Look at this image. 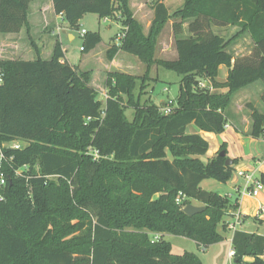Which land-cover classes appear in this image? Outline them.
Segmentation results:
<instances>
[{"label":"trees","instance_id":"16d2710c","mask_svg":"<svg viewBox=\"0 0 264 264\" xmlns=\"http://www.w3.org/2000/svg\"><path fill=\"white\" fill-rule=\"evenodd\" d=\"M32 1L0 0V34L30 31ZM52 1L75 31L87 14L120 21L126 36L108 51L109 59L122 51L147 71L143 78L109 73L102 104L91 73L62 62L60 44L48 61L0 60V264H203L194 253L174 255L164 236L187 238L203 250L223 242L226 218L239 204L201 184H228L239 161L226 166L228 156L219 155H228L225 144L202 161L209 143L188 128L222 135L234 95L258 82L264 88V0H185L173 14L152 0L147 35L130 9L133 0ZM171 20L178 59L157 60L159 37ZM227 27L239 28L229 40L213 31ZM246 34L254 49L236 58L230 48ZM101 42L87 33L83 52ZM155 65L183 77L170 114L135 95L137 80L142 90ZM221 66L229 68L224 83L217 81ZM128 109L135 111L133 121ZM250 110L248 136L261 139L264 112ZM16 142L25 147L5 146ZM260 180L264 185V174ZM180 194L185 200L179 205ZM193 200L206 209L188 216L184 209ZM232 247L235 264H264V235L236 231Z\"/></svg>","mask_w":264,"mask_h":264},{"label":"crops","instance_id":"0c3cea01","mask_svg":"<svg viewBox=\"0 0 264 264\" xmlns=\"http://www.w3.org/2000/svg\"><path fill=\"white\" fill-rule=\"evenodd\" d=\"M161 1L166 5V7L169 10L172 4L171 3L172 0H161ZM151 2L152 0H133L130 2V9L134 15V18L142 25L144 33L146 35L148 34L150 27L152 25L153 19H154V11L150 7ZM178 2H179V6L177 10L183 7L185 0H178ZM141 13L147 20L146 26L143 25L142 21L138 18V16ZM104 20H113V19H104ZM28 22H29V27H30L29 32L27 28L24 27L22 28L20 33L0 34V60L35 61L38 58L43 59L44 52L47 50L49 46V42H48L49 38H51L53 39L52 49L47 52V54L51 57V59L54 55L56 45L60 44L64 52V55H65V59L62 62H68L72 67H78L82 72H88L81 65L79 66L72 65L67 59L66 48L63 45L61 35H65L68 38V40L72 42L76 40L77 32L71 29V27L65 21L64 16L62 14L58 15L55 12L52 0L32 1L29 7ZM175 22L176 20H171L164 28L158 40L157 50H158L159 45H161L162 36L165 33L166 28L169 29L168 32L170 33L176 45V40L174 36V31H173V24ZM189 23L190 21L184 24V27H185L184 36L185 37L189 36V33H188ZM233 28H238V27H233ZM238 31H239V28H238ZM245 36L250 37L248 34H246L243 37L239 38L237 41L241 40ZM27 37H30V40H31L30 43L27 42ZM115 38L116 37L111 38L110 42L107 44V46L104 48V51H103V54L105 55L107 60L113 65V69L106 71L105 74H107L108 76L109 73L118 72V73H125V74L130 75L131 73L123 71L124 69H121L120 67H118V59L123 54H125L124 52L122 51L118 52L113 60H110L108 57V51L112 49L115 45L114 43ZM99 45L96 47V49L99 47ZM96 49H94L93 51H95ZM238 53L239 52L236 53L237 54L236 58H238ZM176 55H177L176 59H174L173 61H176L178 59L177 50H176ZM244 56H247V54H242V56H239V57H244ZM164 61H167V60H164ZM153 68L151 69V71H153ZM228 75H229V68H227L226 66H221L217 81L223 82V83L226 82ZM99 78L98 77L93 78V73H92L90 85L96 91L97 89L103 90V88H107L106 87L107 78H104V79L102 78V81H103L102 83L104 84L103 85L104 87L100 86L101 84H98ZM263 90H264L263 85L260 82H258L248 88H245L239 91L238 93L234 95V98L238 97L237 103L239 104L236 105V109L234 111L230 109L228 110L227 112L228 125L226 127L225 132L222 135H215L213 133H206V132L199 131L194 125H191L188 128L189 133L199 134L209 143L210 148H209L208 153L204 157H200V159L204 162H207L208 160L215 157L218 154V152L221 150L222 145L224 144L227 146L228 152L232 144H235L238 146V149L234 152V154L229 157L233 161L234 160L239 161V163L235 165V172H234L233 178L230 183L231 186L228 185L231 190V193H227L222 196H228L231 200L237 201L239 204V208L237 212L230 213V215L240 214L245 219L244 223H242V225L238 227L237 231H245V232L257 233V234H259L260 227H257L255 229L256 232H253V231H248L246 228H244V226L249 224L250 221H253L252 219H259L257 214L259 212V209L262 206H264V192L261 194L259 198H252L250 196H241L240 193L237 192V188H239L241 185H237V182H241L242 185L244 183V180L238 175L239 172H250V174H254L256 178H259L257 177L259 173L261 175L264 174V172H262L264 171V159H262L261 163L257 162L259 160L258 158L260 157V153H256L258 147L261 145L262 142H264V138L254 139L248 136V134L251 131V124H252L250 106H254L260 112H264V108L260 109L257 105L253 104V101L251 99L253 95L258 94V97L261 101V94ZM213 92L226 93L227 90H217L216 91L214 89ZM106 97H108V95ZM166 105H167V102H162L161 107H164ZM245 109L247 110V112L244 111ZM250 160L255 161V163L250 162ZM209 181L210 180H205L202 182L201 184L202 189H203L204 183L209 182ZM194 206L200 207L203 205L198 202ZM231 220H232V217L230 216L227 217L226 224H229ZM255 224L263 225L264 218L263 220L255 221ZM233 234L234 232H232L231 230H228L227 233L223 234L225 238L224 240L230 241L232 243ZM245 261L250 262L252 260L246 259Z\"/></svg>","mask_w":264,"mask_h":264},{"label":"rangeland","instance_id":"374dc122","mask_svg":"<svg viewBox=\"0 0 264 264\" xmlns=\"http://www.w3.org/2000/svg\"><path fill=\"white\" fill-rule=\"evenodd\" d=\"M171 3L172 4L169 10L171 14H173L175 11H177L179 2L178 0H172ZM138 18L142 21L143 25L146 26L147 20L142 13L138 16ZM78 27L79 30L76 31L77 33L75 41L70 42L65 35H61L63 45L66 48V57L72 65H81L86 69V71L90 73L92 72L93 78L100 77L98 80V84H101L100 86L104 87V84L102 83V78L104 76V78H107V74L105 73L106 71L113 69V65L107 60V58L103 54V51L107 44L110 42L111 38L117 37V35L122 32L123 25L118 20H104L99 18V16L97 15L87 14L79 21ZM83 30H85L89 34H97L102 39V42L99 47L90 54L84 53L82 49L84 46V38L80 36ZM168 31L169 29L166 28V31L162 36L161 45H159L155 55L157 60L173 61L174 59H176V45ZM213 31L225 37L226 40H229L238 31V28H213ZM30 41V37H27V42L30 43ZM48 42L49 46L44 52L43 56V59L45 60H51V57L47 54V52L52 49L53 39L49 38ZM253 49L254 44L252 40L250 39V37L245 36L241 40L237 41L234 45H232L230 51L236 57V53L239 52V57L242 56V54L248 55L252 53ZM118 67L124 69L123 71L133 74H130L131 76H135L138 78L145 77L147 71L146 65L142 63L139 58L128 53H125L121 57H119ZM153 67V71H150V80L148 79V81L145 82L142 90V81L140 79L137 80L135 89L136 97H140L141 104L151 101L154 104L161 106L162 102H167V105L170 102H175L180 93V85L183 77L178 73L166 69L162 66L155 65ZM97 92L99 95V101L102 102V104H105L107 100L106 96L108 95L107 88H103V90L97 89ZM233 100L229 108L232 111H234L236 109V105L239 104L237 103L238 97L234 98ZM251 100L253 101V104L257 105L260 109L264 108V105L261 103L258 94L253 95ZM244 111L247 112L246 109ZM134 115V109H128L126 111V117L129 121H133ZM5 146L10 147L11 145L6 144ZM237 149L238 146L232 144V146L229 148L228 158L232 156ZM256 153H260V157L258 158L259 160L257 162L261 163L262 159H264V142H262L261 145L258 147ZM250 162L255 163V161L253 160H250ZM260 175L261 174L259 173L257 177L260 178ZM230 183L231 181H229L228 184H223L214 179H211L209 182L204 183L203 189L209 192L224 195L227 193H231V190L229 188V186H231ZM237 185L243 186L241 182H237ZM197 203L198 202L195 200L192 201V204L194 205H196ZM262 217H260L259 219H252L253 221H250V223L245 225L244 228H246L248 231L256 232L255 229L257 227H260L259 234L264 235V224H255V221L263 220L264 217ZM220 231H222L221 228ZM164 240L171 243L172 253L174 255L181 256L184 253L188 252L196 254L201 259L203 264H235L234 260L229 257V252L233 248L232 243L230 241L224 240L223 242L217 245L203 250L201 247L198 246L197 243L184 237L166 235Z\"/></svg>","mask_w":264,"mask_h":264},{"label":"built area","instance_id":"2783aa9c","mask_svg":"<svg viewBox=\"0 0 264 264\" xmlns=\"http://www.w3.org/2000/svg\"><path fill=\"white\" fill-rule=\"evenodd\" d=\"M86 34L87 32L83 30L81 32V37L85 38ZM125 36H126V29H123L122 32L117 35L116 40L114 42L115 45L120 46ZM202 86L204 87V85ZM172 105H173L172 102H170L168 105L164 106L161 109V111L164 114H170L173 110ZM10 147L15 150H19V149L24 148L25 144L16 142V143L11 144ZM93 156L95 160L100 159V155L98 152H93ZM2 158H3V155H0V163H1ZM17 173L20 174V172H17ZM238 175L244 180V183H243V186H240L239 188H237V192L240 193L241 196H250L252 198H259L264 191V185L262 184L260 178H256L254 174H250L247 172H239ZM4 185H5V177L3 174H0V187ZM0 200H1V196H0ZM184 200H185V197L182 194H180L179 198L177 199V204L179 205L182 204ZM257 216L259 218L264 216V206H262L259 209ZM242 220H243V217L240 214L234 215L232 217V220L228 224L229 230H231L232 232H236L238 227L242 225ZM157 240H158V237H156L155 241ZM234 255H235V251L232 248V250H230L229 252V257L233 259Z\"/></svg>","mask_w":264,"mask_h":264},{"label":"water","instance_id":"95a60500","mask_svg":"<svg viewBox=\"0 0 264 264\" xmlns=\"http://www.w3.org/2000/svg\"><path fill=\"white\" fill-rule=\"evenodd\" d=\"M220 157H226L227 154L225 151H222L220 154ZM234 164V161L230 158H227L226 160V166H232ZM205 207L203 206H194V205H189L184 209V213L187 214L188 216H194L197 214H201L205 211Z\"/></svg>","mask_w":264,"mask_h":264}]
</instances>
